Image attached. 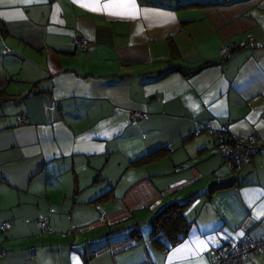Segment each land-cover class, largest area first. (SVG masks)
Returning <instances> with one entry per match:
<instances>
[{
    "label": "crops",
    "instance_id": "obj_1",
    "mask_svg": "<svg viewBox=\"0 0 264 264\" xmlns=\"http://www.w3.org/2000/svg\"><path fill=\"white\" fill-rule=\"evenodd\" d=\"M215 133L264 140V0H0V264H212L264 239V151L230 171ZM176 202L191 227L165 249Z\"/></svg>",
    "mask_w": 264,
    "mask_h": 264
},
{
    "label": "built area",
    "instance_id": "obj_2",
    "mask_svg": "<svg viewBox=\"0 0 264 264\" xmlns=\"http://www.w3.org/2000/svg\"><path fill=\"white\" fill-rule=\"evenodd\" d=\"M252 41V37H250ZM79 46L87 50L92 46V43L79 38L77 39ZM252 43V42H250ZM252 46L256 44L252 43ZM231 47H224L221 50V55H227L231 53ZM144 114L135 112L132 113L131 119L138 121L144 118ZM21 123H26L24 117H20ZM209 126H205L204 129H208ZM219 137V152L222 155L224 162L228 165L230 171L237 172L242 170L248 165L252 158L264 151V140L259 139L256 136L247 138L233 137L229 141L224 139L222 133H215ZM38 227L43 233H50L52 231L51 222L49 219H40L38 221ZM4 228H10V224H6ZM264 250V239L254 241L249 237H244L233 247H220L213 250L212 264H240L249 259L257 258ZM1 257V253H0Z\"/></svg>",
    "mask_w": 264,
    "mask_h": 264
},
{
    "label": "trees",
    "instance_id": "obj_3",
    "mask_svg": "<svg viewBox=\"0 0 264 264\" xmlns=\"http://www.w3.org/2000/svg\"><path fill=\"white\" fill-rule=\"evenodd\" d=\"M239 48L240 47H237L236 49ZM207 66H209V64L203 65L197 68L195 71L201 70ZM195 71H191L189 75L194 74ZM165 154V149L158 150L139 160L137 164H150L159 160ZM231 185L232 184L230 183L215 185L211 188L210 193L228 188ZM105 197H109V194L105 195L103 198ZM188 206L189 203L180 204L176 202L170 204L152 219L153 242L161 244L163 248L168 249L169 247L178 244L188 235L189 229L191 227V224L185 217V211ZM131 235L132 239L134 240L140 241L142 239L141 231L138 227L131 231Z\"/></svg>",
    "mask_w": 264,
    "mask_h": 264
}]
</instances>
